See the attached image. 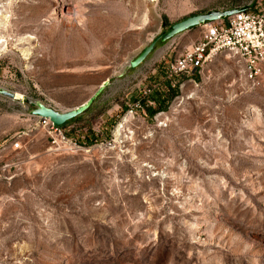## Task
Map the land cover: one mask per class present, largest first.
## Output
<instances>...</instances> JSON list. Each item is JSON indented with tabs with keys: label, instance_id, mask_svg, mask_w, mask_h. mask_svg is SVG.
Here are the masks:
<instances>
[{
	"label": "rangeland",
	"instance_id": "1",
	"mask_svg": "<svg viewBox=\"0 0 264 264\" xmlns=\"http://www.w3.org/2000/svg\"><path fill=\"white\" fill-rule=\"evenodd\" d=\"M249 1L0 0V87L22 96L0 95L18 131L0 147V264H264V66L252 81L221 54L167 100L198 25L115 74L171 24ZM107 78L53 148L34 103L74 108ZM152 85L166 108L130 114Z\"/></svg>",
	"mask_w": 264,
	"mask_h": 264
},
{
	"label": "built area",
	"instance_id": "2",
	"mask_svg": "<svg viewBox=\"0 0 264 264\" xmlns=\"http://www.w3.org/2000/svg\"><path fill=\"white\" fill-rule=\"evenodd\" d=\"M238 8L244 10L230 16H219L212 22L202 24L198 38L166 63L164 79L171 87L181 86V83L175 80L177 76H201L221 54L241 64L249 80L253 81L261 75L264 66V2L251 0L225 10ZM155 88L156 85H152L140 90L138 98L129 106L128 112L132 114L133 110H143L144 107L154 105L150 97ZM32 117L35 124L44 129L51 138L53 148H60V145L65 143L63 127L55 125L48 118ZM5 143L2 142L0 147ZM18 148V141L11 144L12 150ZM7 168V163L0 162V178H6Z\"/></svg>",
	"mask_w": 264,
	"mask_h": 264
},
{
	"label": "water",
	"instance_id": "3",
	"mask_svg": "<svg viewBox=\"0 0 264 264\" xmlns=\"http://www.w3.org/2000/svg\"><path fill=\"white\" fill-rule=\"evenodd\" d=\"M244 10V8L238 9H230L220 11H210L206 14H195L185 19L178 21L176 23L171 24L168 29L164 32L157 33L153 36L148 42L144 44V46L130 58L128 63L123 67L122 71L126 68H135L137 67L142 61L146 58V56L151 52L154 48L157 41L165 42L175 35L180 34L189 28L202 25L204 23L212 22L216 20L219 16H230L236 12ZM109 78L103 80L94 93L86 99L84 102L80 103L79 105L75 106L74 108L65 110V111H58L49 106H46L40 102L34 103V108L29 111L31 116H38L42 119L48 118L57 126H62L66 121L80 115L85 110H87L98 97V95L103 91L105 86L108 84ZM0 95L4 97L11 98L12 92L0 87Z\"/></svg>",
	"mask_w": 264,
	"mask_h": 264
},
{
	"label": "trees",
	"instance_id": "4",
	"mask_svg": "<svg viewBox=\"0 0 264 264\" xmlns=\"http://www.w3.org/2000/svg\"><path fill=\"white\" fill-rule=\"evenodd\" d=\"M165 86L167 87V93H169L168 94L169 95V98L167 99V100H169L174 95H176V93L178 91V87L177 86L171 87L168 82L165 84ZM154 98H155V100L157 102V106L155 108H152L150 106L149 107H146V112H147V115L149 117L154 116L156 113L161 112L162 110H164L166 108V104L165 103H166L167 100H164V98L161 97V93L156 94V96ZM78 117H79V115L76 116V117H74V118H72V119H70V120H68V121H66L61 127L70 124L71 122H73L74 120H76V118H78Z\"/></svg>",
	"mask_w": 264,
	"mask_h": 264
},
{
	"label": "crops",
	"instance_id": "5",
	"mask_svg": "<svg viewBox=\"0 0 264 264\" xmlns=\"http://www.w3.org/2000/svg\"><path fill=\"white\" fill-rule=\"evenodd\" d=\"M195 41L194 40H191L189 41L188 43H193ZM189 44V45H190ZM4 102V99L2 97H0V103ZM82 114V113H81ZM80 116V115H79ZM3 118V115L1 114L0 115V142H7V141H10L12 139V137L18 133V131H13L12 133H10V130L7 126L6 123H4L2 120ZM72 123V122H71Z\"/></svg>",
	"mask_w": 264,
	"mask_h": 264
},
{
	"label": "bare ground",
	"instance_id": "6",
	"mask_svg": "<svg viewBox=\"0 0 264 264\" xmlns=\"http://www.w3.org/2000/svg\"><path fill=\"white\" fill-rule=\"evenodd\" d=\"M151 13H152V17L156 20L157 24H159L161 20H160L159 16L153 11L152 8H151ZM76 14L77 13L75 12L73 15L76 16ZM146 42H148V41H146ZM129 60H130V57L127 58L122 64H120L119 67H117V71L115 72V74L121 73L123 67H125V65L128 63ZM21 98H22V96L19 93L12 92V97L10 99L19 101V100H21Z\"/></svg>",
	"mask_w": 264,
	"mask_h": 264
}]
</instances>
